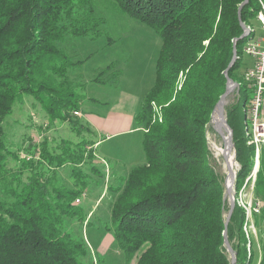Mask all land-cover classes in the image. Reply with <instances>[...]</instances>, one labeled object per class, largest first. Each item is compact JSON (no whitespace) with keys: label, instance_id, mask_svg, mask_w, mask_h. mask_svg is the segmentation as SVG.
Listing matches in <instances>:
<instances>
[{"label":"trees","instance_id":"obj_1","mask_svg":"<svg viewBox=\"0 0 264 264\" xmlns=\"http://www.w3.org/2000/svg\"><path fill=\"white\" fill-rule=\"evenodd\" d=\"M108 1L153 30L161 46L153 85L133 118L142 130L144 163L132 168L116 189L104 230L112 234L127 264H232L222 235L229 208L221 180L209 167L205 129L225 91L223 72L236 40L237 59L228 75L238 89L224 112L240 167L233 186L238 192L254 167L255 151L237 125L251 87L235 72L255 37L264 0H247L239 17L245 0ZM240 22L251 29L243 38ZM102 24L92 0H0V264H92L81 234L88 213L75 202L89 184L80 168L94 154L81 143L78 151H69L62 142V154L52 156L44 141L39 159H24L22 169L13 172L8 158L16 157L6 148L3 123L15 105L31 98L50 124L59 120L72 130H84L73 114L81 107L77 89L87 84L68 76L84 61L74 62L60 45L70 37L97 39L103 35ZM113 68L101 69L89 84H108L112 78L103 77ZM242 115L244 122V111ZM65 163L76 178L72 188L54 186L53 173L48 174ZM23 169L28 170L25 181ZM253 194L250 218L256 241L242 231L246 214L236 203L227 226L234 264H264V145Z\"/></svg>","mask_w":264,"mask_h":264},{"label":"rangeland","instance_id":"obj_2","mask_svg":"<svg viewBox=\"0 0 264 264\" xmlns=\"http://www.w3.org/2000/svg\"><path fill=\"white\" fill-rule=\"evenodd\" d=\"M92 3L96 17L103 21L100 26L103 35L97 39L70 37L60 45V48L74 62L84 61L79 68L74 70L75 73L69 72L68 76L78 83L87 84L85 89H77L78 93L82 94L80 99L82 109L86 111V108H92L91 112L95 114L92 113L87 116L91 117L97 124H104L105 126L101 128L100 133L93 135L92 132L88 133L90 132L89 129L88 131L85 130L88 125H86L85 119L80 116L76 117L84 129L81 131L78 127L72 130L71 125L59 120L50 124L39 105L31 98H26L21 105L14 106L12 114L3 123L6 148L16 157V159L8 158L7 168L13 172H18L23 167L22 161L24 159L32 158L33 162L37 161L41 144L44 141L46 142L45 149L52 156L62 154V142L69 144L67 145L69 151L71 149L78 151L76 145L81 143L86 151L92 154L94 152V160L80 168V173L83 174L84 179L89 177L87 178L89 184L83 190L82 197L79 202H75L76 205L79 204L84 207L88 213L84 227L81 228V234L93 256L92 264H127L112 234L104 230V226L109 223L111 204L117 196L116 189L122 187V182H111L107 174L109 169L115 166L116 168L119 167L120 172L126 174L128 166L136 165L140 160L144 161V154L139 142L141 134L120 135L110 140L107 139L102 144L99 143L95 147L93 145L94 151L90 150V144L104 140L107 136L106 132L122 130L129 123L130 125L133 123L129 118L131 113L139 109L142 97L153 85L155 62L161 41L153 30L116 11L108 0H92ZM260 26V22L254 25L256 40H260L263 36ZM110 64H114V68L103 77V79L112 78L108 84H89V80ZM252 64L253 59L245 55L244 50L235 76L241 78L246 68H250ZM118 71L120 75L118 77L113 76ZM249 87L251 86L249 85ZM237 89L238 85L226 97L225 106L234 103ZM251 97L252 94L249 93L248 102L240 107L237 125L241 132L244 128L242 113L243 111L248 112ZM88 98H93L98 103L91 100L89 102ZM154 113H156L155 110ZM223 137H225L224 134H221L220 137L214 130L210 118L205 129V139L209 151L208 162L212 172L221 180L222 187H224V202L227 209L229 208V201L225 196V185L228 172L222 157L223 153L217 155L214 148H225ZM29 148L31 150L28 152ZM231 156L233 158V172L236 175L240 167L235 159L234 148H232ZM253 163L254 167L250 175L244 180L240 190L236 192L233 189V198L234 203L245 210L246 218L242 231L250 233L249 230L251 229L250 234L256 241L257 230L253 227L248 210H246L248 203L253 207V203L256 202L253 194L255 181L253 179H256L258 167L255 168V165L259 166V160L258 163H255V159H253ZM68 164L65 163L61 168L53 167V170L48 172L50 175L53 173L54 186L65 188L74 186L76 178L71 172L72 167ZM91 166L98 168L102 173V178L92 172ZM21 171L24 173L21 180L25 181L28 170L23 169ZM1 196L3 197V195ZM227 214L226 211L225 215L227 216ZM86 223L91 225L86 228ZM234 230L236 231V228ZM254 249L257 250L256 245Z\"/></svg>","mask_w":264,"mask_h":264},{"label":"built area","instance_id":"obj_3","mask_svg":"<svg viewBox=\"0 0 264 264\" xmlns=\"http://www.w3.org/2000/svg\"><path fill=\"white\" fill-rule=\"evenodd\" d=\"M257 21L262 22V29L260 30L263 32V36L260 40L255 39L254 42L247 43L244 48L245 55L253 59V64L250 68H246L243 77L252 84L254 89V97L250 100L252 102V113H250L248 119L255 142H258V147H262L264 145V15L259 14ZM74 115L80 116L78 112H75ZM76 202H79V200H76ZM247 205L246 210L250 215L252 206L250 203ZM254 206L256 209L259 208V204ZM249 232L251 233V229Z\"/></svg>","mask_w":264,"mask_h":264},{"label":"water","instance_id":"obj_4","mask_svg":"<svg viewBox=\"0 0 264 264\" xmlns=\"http://www.w3.org/2000/svg\"><path fill=\"white\" fill-rule=\"evenodd\" d=\"M247 3V0H245L239 7L238 9V17L240 15V12H241V9L242 7ZM240 25L243 29V35L241 38L243 37H246L248 34H249V30L240 22ZM235 42L236 40H233V51H232V59L228 65V67L226 68V70L223 72V75H224V78L226 80V88H225V91L223 93V95L220 97L219 101L217 102L216 106H215V109L212 113V116L213 114L217 111L218 114L220 115L221 119H222V123L226 129V133L229 137V141H230V146H231V151H232V148H233V144H232V132L231 130L229 129V127L227 126V123H226V119H225V114H224V106H225V99L226 97L230 94V92H232V90L237 86L236 83H234L230 78H229V70L233 67L234 63L236 62V59H237V54H236V47H235ZM212 116H211V121H212ZM219 136L221 137V135L219 134ZM223 160L225 162V165L227 164V161H228V155H223ZM228 178H230V184H227L225 185V196L226 198L228 199L229 201V211H228V214H227V217H226V220H225V223H224V230H223V243H224V246L228 252V254L230 255V258L232 260V264L235 263V254L228 242V239H227V226H228V223H229V220H230V216L233 212V209H234V206H235V203H234V198H233V186H234V181H235V174L233 172V169L232 168H228ZM227 178V180H228Z\"/></svg>","mask_w":264,"mask_h":264},{"label":"crops","instance_id":"obj_5","mask_svg":"<svg viewBox=\"0 0 264 264\" xmlns=\"http://www.w3.org/2000/svg\"><path fill=\"white\" fill-rule=\"evenodd\" d=\"M90 100L91 101H94V103H98V101L97 100H95V99H93V98H88V101L90 102ZM91 109L92 108H86V111H84L83 109H82V104H81V107H80V110H79V114H80V117L82 118V119H85L84 121H85V123H86V125H88V129H89V131H90V133L91 134H93V135H95L96 133H100L101 132V128L103 127V126H105L104 124H97L96 122H94L92 119H91V117H89V116H87L88 114H92L93 113V115L95 114L94 112H91ZM139 110V109H138ZM137 110V111H138ZM137 111L135 110V111H133L132 113H131V117H129L131 120H132V122H133V118H134V115L137 113ZM93 117V116H92ZM133 125V126H132ZM135 133H140L141 134V137H140V140H139V142H140V148H141V150H142V130H140V129H137L135 126H134V124L132 123L131 125H130V123H129V125L126 127V128H124V129H122V130H117V131H110V132H106V138L104 139V140H101V141H97V142H95V144H94V147L97 145V144H99V143H103L104 141H106L107 139H111V138H113V137H118V136H120V135H132V134H135ZM94 151V150H93ZM93 154H94V152H93ZM137 155V154H136ZM135 155V156H136ZM139 155V154H138ZM94 156H95V154H94ZM141 157L139 156V159H140ZM144 163V161H139L138 162V164H132V165H130V166H128V170H127V173L125 174V172H120V169H119V167L118 168H116V166L115 167H113V168H111V169H109V171H108V174H107V176H109V179H110V181L111 182H122V180L123 179H125V177L127 176V174L129 173V171L133 168V167H136V166H139V165H142ZM109 181V180H108Z\"/></svg>","mask_w":264,"mask_h":264},{"label":"bare ground","instance_id":"obj_6","mask_svg":"<svg viewBox=\"0 0 264 264\" xmlns=\"http://www.w3.org/2000/svg\"><path fill=\"white\" fill-rule=\"evenodd\" d=\"M260 15H264V6H262V12H261ZM260 23H261L260 27L262 29V22H260ZM247 29L249 30L250 28H247ZM249 32H251V29L249 30ZM254 41H255V37L250 42H254ZM243 79H244L245 84H249L251 86V94H252L251 99H252L254 97V89L252 87V84L249 83L246 80V78L243 77ZM250 113H252V102H250V107H249L248 112H245L244 135L246 137L247 145L249 144V145H253L254 146V151H255L254 159H255V163H258L259 156H260V150H261L262 147H258V142H255L253 132L250 131V122H249V119H248V116L250 115ZM212 126H213L214 130L218 134H220V135L224 134V136H225V137H223L224 143H225V148L221 149V148H218V147H214L215 151L217 152V155L220 154V153H223V155H225V154L228 155V161H227V164L225 165L226 169H227V171H228V168H232L233 169V158L231 156V146H230L229 137H228V135L226 133V129H225L223 123H222V119H221V117H220V115L218 114L217 111L212 116ZM220 129L223 131V133H222V131ZM257 167H258V165H255V168H257ZM227 184H230V178H228Z\"/></svg>","mask_w":264,"mask_h":264}]
</instances>
